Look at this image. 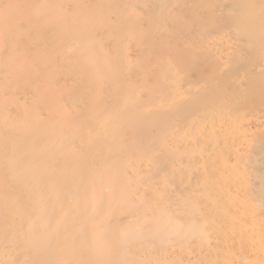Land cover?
<instances>
[{"label": "bare ground", "instance_id": "obj_1", "mask_svg": "<svg viewBox=\"0 0 264 264\" xmlns=\"http://www.w3.org/2000/svg\"><path fill=\"white\" fill-rule=\"evenodd\" d=\"M0 264H264V0H0Z\"/></svg>", "mask_w": 264, "mask_h": 264}]
</instances>
